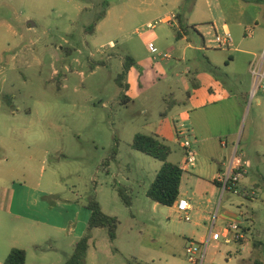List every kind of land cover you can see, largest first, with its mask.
Wrapping results in <instances>:
<instances>
[{
    "label": "rangeland",
    "instance_id": "obj_1",
    "mask_svg": "<svg viewBox=\"0 0 264 264\" xmlns=\"http://www.w3.org/2000/svg\"><path fill=\"white\" fill-rule=\"evenodd\" d=\"M197 1L206 8L207 0ZM193 3L0 0V264L14 248L27 252L26 264H66L81 240L67 231L10 213L13 189L18 190L14 207L17 212L23 185L46 190L51 193L50 198L69 201L66 203L72 206L78 200L77 209L95 198L106 214L118 218L114 242L106 228L91 232V244L82 264H191L186 248L193 241L206 249L204 264H264L263 182L256 189L257 196L252 194L251 184L246 185L247 190L239 188L238 193L221 188L211 219L204 221L200 216L206 211L204 198L212 195L211 186L196 180L195 175L184 174L182 189L197 194L192 199L196 209L188 222L176 209L147 197L162 162L132 147L137 134L157 133L171 99H185L183 81L193 60L190 64L182 60L181 39H176L180 29L164 24L162 18L171 11L184 18ZM104 11L107 15L96 31L86 33ZM148 20L157 22L155 29L147 27ZM186 23L183 19L188 41L203 46L202 32ZM249 30L254 36L247 37L246 31H240L231 50L250 51L261 60L264 31L254 25ZM212 33L206 47L217 50L220 61L228 53L237 54L234 50L216 49L214 29ZM154 35L158 37V42H154L157 52L146 47ZM111 41L115 44L112 48ZM188 52L191 57L192 52ZM134 55L151 62L153 75L145 97L126 103L118 79L124 72L125 60ZM199 58L209 67L207 51ZM258 65L252 67L253 75L245 71L240 61L215 71L229 88L237 85L248 95L244 113L227 121L232 127L239 125L240 153L261 146L253 141L247 143L252 83L256 81ZM160 67L170 80H163ZM170 85L173 94L166 90ZM144 108L147 114L143 113ZM182 109L179 103L174 106V113ZM169 145L168 161L177 163L183 150L178 143ZM249 170L248 176L257 178L256 168ZM121 188L131 197V207L120 197ZM21 208L22 211L24 207ZM226 212L250 218L240 221L241 229L251 244L262 241L259 250L252 253L248 247L242 250L235 244H225L230 235L228 224L239 221H223L221 215Z\"/></svg>",
    "mask_w": 264,
    "mask_h": 264
},
{
    "label": "crops",
    "instance_id": "obj_2",
    "mask_svg": "<svg viewBox=\"0 0 264 264\" xmlns=\"http://www.w3.org/2000/svg\"><path fill=\"white\" fill-rule=\"evenodd\" d=\"M183 1L185 0H176L177 3ZM206 3V8H203L196 0L193 3L190 13L184 18L181 13L174 11H171L170 14L162 18L164 24H172L175 28L180 29L181 41L179 45L183 48L182 60L190 64L192 63V59L193 63L187 66V77L183 81L185 99L181 102L171 99V103L167 105V110L164 113L165 119L163 120V124L157 133H155V136L166 140L169 144H179L177 137L178 123L185 121L187 126L192 129L197 160L184 174L195 175L196 180L204 181L207 185L211 186L212 195L204 198L206 211L200 216V220L204 221L211 219L210 215L213 211V204L221 190V187L216 185L215 182L222 184V178L232 166L235 169L242 168L246 172L245 177L239 182L238 188L242 187L244 190H247L246 185L251 184V192L254 196H257L256 189L260 186L261 182L264 183V93L258 91L254 94V80L252 83V104L250 110L252 111V116L247 135V143L253 141L258 143V146L259 144L261 146L240 153L239 146L242 143H237L239 136L237 129L239 125L236 124L237 128L236 125L232 127L227 121L237 114L244 113L248 95L245 96L242 89L237 85L229 88L215 72L217 69H221L220 66L222 65H224L225 69H228L240 61L244 63L246 67L245 71L253 75V72H250L252 67L259 63V71L263 59L260 60L259 56L250 51L231 50L233 47L226 50L216 46L215 48L220 51L231 52L234 50L237 53H228L227 58L220 61L216 54L218 53L216 52L217 50L213 51L210 47H206L208 36L213 34L212 29H214L216 35L231 33L234 42L233 46L236 40L235 37L240 31L245 32L254 25L258 26V29L263 32L264 4H246L242 0H207ZM172 15L176 16V18L170 21ZM178 15H180L182 23L183 19H185L188 27L195 26L197 32L200 34L202 32L203 46L188 41L187 32L181 30L179 20L177 19ZM149 23L153 22L148 20L146 24L148 25ZM153 38L152 41L147 42L146 47L150 42H158L157 35H154ZM114 45V42L111 41L110 48L114 47ZM188 51L192 52L191 57L188 56ZM205 51L208 52L209 67H205L204 62L199 58L200 54H204ZM134 56V58L132 56L130 57L135 61V65L129 69L123 81H121V84L125 86L123 89V101L126 103L141 101L145 97L150 90L149 81L153 75V71L150 70L151 62L148 59H139L137 55ZM139 69L141 70L140 72ZM194 69L195 73L193 74ZM158 70L164 75V81L171 79L166 75V70L163 67H160ZM166 90L170 94L174 92L171 85ZM179 103L183 105V109L174 113V106ZM169 106L172 108L168 111ZM143 113H148L146 108H144ZM245 130L241 141L245 136ZM181 149L183 150L182 147ZM182 155V158L175 164L181 166L184 161V151H182ZM260 163L263 164V167L259 166ZM254 167L257 170V178H250L248 176L250 172L249 168L254 169ZM187 180L190 181L191 179ZM20 188L19 193L22 192L23 198L20 203L19 200L17 202L16 206L18 211H14L16 204L15 195L18 191L14 187L13 197L9 207L10 213L49 228L59 229L62 232L67 231L70 236L72 235L73 238L78 240L84 236L91 214L89 210H87L88 212L85 211L86 206L80 205L77 209L76 205H79L78 200L73 201L78 204L74 203L75 206H72L66 203L69 201L50 198L51 193L46 190L44 191L40 188L25 185ZM24 193L26 197H24ZM196 196V192L190 194L184 191L181 183L179 199L189 200L193 207L192 211L196 209L192 203V199ZM21 207H24V211H21ZM170 208L176 209L175 206ZM248 218L227 212L221 215L223 221L229 219L244 221V219ZM203 242L204 240L201 241L202 244ZM247 247L252 249L251 252L254 253L262 247V241L259 239L254 240L251 244L246 238L243 243V248L246 249Z\"/></svg>",
    "mask_w": 264,
    "mask_h": 264
},
{
    "label": "trees",
    "instance_id": "obj_3",
    "mask_svg": "<svg viewBox=\"0 0 264 264\" xmlns=\"http://www.w3.org/2000/svg\"><path fill=\"white\" fill-rule=\"evenodd\" d=\"M186 2H193L194 0H185ZM246 4H264V0H242ZM107 12H102L95 22L86 29V33H94L97 25L106 17ZM181 30H183V23L180 15L177 16ZM181 37V31L178 32V38ZM135 65V61L132 57L128 56L124 62V72L119 77V84L122 89L125 88L122 79L128 73L129 69ZM172 107H168V111ZM132 147L134 150L151 156L162 162V166L158 171L153 183L147 190V197L153 202L166 207H173L179 200L180 187L184 172L181 170L178 164L168 161L171 153V147L169 143L155 135L137 134L134 137ZM216 185L223 188V184L215 182ZM120 197L127 207L132 206V199L127 193V190L121 188L119 190ZM87 209L90 211V217L88 220L87 234L81 238L76 244L73 255L69 258L66 264H82L85 260L86 253L91 244V232L95 229L106 228L108 231L109 239L114 242L117 238V229L119 220L117 217L106 214L100 203L91 198L87 204ZM27 252L24 249L14 248L10 251L4 264H26Z\"/></svg>",
    "mask_w": 264,
    "mask_h": 264
},
{
    "label": "built area",
    "instance_id": "obj_4",
    "mask_svg": "<svg viewBox=\"0 0 264 264\" xmlns=\"http://www.w3.org/2000/svg\"><path fill=\"white\" fill-rule=\"evenodd\" d=\"M176 16L172 15L171 20H174ZM169 21V20H167ZM157 25L155 23H149L147 27L149 29H154ZM247 37L253 36L252 30H246L245 32ZM214 43L220 49H229L233 47V37L231 33H224L223 35L217 34L214 39ZM148 49L152 52H157V48L153 42L148 44ZM256 81L254 86V94L258 91H262L264 93V58L261 63L260 70L256 72ZM177 137L180 146L184 151V161L181 164L180 168L183 172H186L197 160V152L194 147V137L192 129L189 128L185 121H181L178 123L177 127ZM245 170L242 168L235 169L233 166L230 168L228 173L222 178L223 190L233 191L234 193L239 192L238 184L245 177ZM176 211L184 216L186 221H191V211L193 209L191 203L187 199H179L174 205ZM227 230L230 235L226 238L225 244H235L239 248H243V243L246 240V236L241 229L240 221H233L228 224ZM216 238L217 236L214 235ZM186 256L191 264H204L206 257V249L196 243L191 242L190 245L186 248Z\"/></svg>",
    "mask_w": 264,
    "mask_h": 264
}]
</instances>
